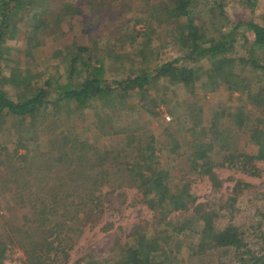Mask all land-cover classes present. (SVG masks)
<instances>
[{
	"label": "rangeland",
	"instance_id": "rangeland-1",
	"mask_svg": "<svg viewBox=\"0 0 264 264\" xmlns=\"http://www.w3.org/2000/svg\"><path fill=\"white\" fill-rule=\"evenodd\" d=\"M59 1L49 0L48 3L56 6L57 14L61 13ZM83 1L86 3L87 0H74L79 5H82ZM191 1L196 24L202 26L212 40L222 39V34L227 35L230 31V25L224 20L225 17L221 15L220 10L233 24H239L232 36L236 42L233 44L231 54L235 61L233 68L228 71L230 83L218 81L215 84L212 82L204 84L211 65L208 64L209 61L208 63L201 61L194 64L197 70L193 90L185 89L181 84L171 81L165 71L163 76H156L148 83L143 94L138 92L131 94L127 109L118 112L120 106L108 104L117 100L110 99L106 104L112 106L114 110L110 111L108 117L114 116L116 123L113 125L118 129L116 138H113L115 142H108L109 146L122 148L123 146L119 144L120 141L123 142L124 137H128L132 142L141 141L147 144L150 136H153L157 148H160L166 133L164 128L174 124L176 119H181L183 124L174 134L175 140L195 141L198 139L196 134L202 127V118L206 121L221 112L223 108L237 109L244 106L247 111L251 110V102L264 89V77L259 75L260 71L249 72V68L239 61V57L245 56L248 49L251 50L250 48L253 47L248 31L241 24L251 22L264 26V0H213L214 3L212 0ZM84 13V21L90 34L87 39L93 41L87 42L89 52L83 53V58L89 55L94 60H100L104 55H111L109 59L104 57L102 74L105 79H124L127 74L138 68L150 72L157 67L163 68L165 64L174 66L183 64L181 50L172 42L177 24L170 23L161 28L147 29L149 31L145 32V39L150 41L149 47L144 48V54L138 56L140 47L127 41L124 49L120 44H113L112 41L114 37L112 34L117 26L121 28L125 24L127 26L136 24L134 11H126L116 23L108 21L106 17L97 13L96 8L85 7ZM27 21L23 18L15 37H6L0 44L3 49L0 58V87L14 99H18L17 96L22 94L24 88L23 86L20 89L13 88L10 84L8 81L10 75H7L10 69L19 70L20 81L28 89L39 90L44 87V82L48 78L52 87H58L68 83L69 59L73 58L77 51L73 44L72 32L67 31L64 19L58 20L59 22L49 19L51 22L48 28H45L46 30L40 28L38 36L36 35L38 39L30 42L31 44L37 42V46L28 49V42L25 39L30 35L27 33ZM244 40H248L246 45ZM96 50L98 53H95ZM111 52H116V55ZM256 56L264 60V52L257 51ZM215 63L217 62H211V64ZM188 64L190 63L187 62L186 65ZM27 83L29 86L26 85ZM68 103L65 101L61 103L62 110L57 115L50 111L56 105L49 107L46 104L50 110L30 112L21 118L8 115L0 119V127L3 128L0 131V217H2L0 224L2 228L4 226L3 231H6L11 240V243L7 244L8 249L0 264H33L25 262V245L11 232L19 228L17 226L19 221L29 218L26 214L28 207L22 209L13 194H24L25 199L31 198V200L38 196L29 197L24 190L27 186L15 190L13 186L5 185L3 181L8 177L10 170L25 168L29 165L30 157L33 156L35 159L30 166H52V158L47 156L52 152L50 144L49 146L47 144L49 128L52 126H56L66 135L68 131L71 138L86 135L94 140L100 135H92L89 132L88 125H92L87 121L89 118L92 119V114L95 112H99L103 117L105 105L83 112L82 116H79L80 120H75L76 118L71 116V107ZM253 113L257 116L261 115L259 111ZM218 121L225 123L224 116ZM236 134H239L238 131ZM92 142L96 143V141ZM239 142H241L240 138ZM132 155L134 156V153L127 150V156ZM177 156L175 154L171 159L175 161ZM253 163L254 168L240 164L229 166L228 163L218 159L213 170L215 178L199 174L196 167L189 163L186 168L181 169L182 171L179 170L183 180H188L190 184V189L186 192L187 197L194 199L195 202H189L186 210L168 212H165L164 208L161 210L158 205H153L150 196H143V191L129 184L128 181L111 180L113 178H110V173L113 170L107 171L103 173V179L102 176L100 179L104 183L97 193L99 200L97 202L95 200L91 208L88 205L84 211L87 225L72 229L61 235L58 242H53V247L56 245L59 247L53 251L55 257L50 262L45 259V264H122L125 261L122 253L125 248L133 246L136 240L142 241L148 238L149 242L157 239L159 244H162L166 241L165 237L171 235L172 226L170 227L166 222L170 219L191 217L196 204L202 205L201 212L198 213L199 217L203 212H218L217 216L212 217L213 224L219 228L225 225L236 227L243 233V243L248 245L249 250L252 249L255 253L262 252L264 250V161ZM106 179L108 181H105ZM89 209L91 211L87 212ZM78 216L81 217L82 212H79ZM40 217L46 220L47 217L54 216H47L44 211ZM35 223L27 222L19 229L26 231ZM187 230L178 240H167L165 250H170L168 248L170 246L172 250L175 249L176 256L174 260L171 257L167 258L166 264H240L233 252H223L225 249L207 251L203 254L191 250L189 255L190 245L196 248L199 240L194 235L198 230L197 221L193 220L187 226ZM0 234L2 237L5 236L2 229ZM54 238L55 236L52 235L47 240L51 242ZM157 256L158 254L151 256L145 264H155L158 260Z\"/></svg>",
	"mask_w": 264,
	"mask_h": 264
},
{
	"label": "trees",
	"instance_id": "trees-1",
	"mask_svg": "<svg viewBox=\"0 0 264 264\" xmlns=\"http://www.w3.org/2000/svg\"><path fill=\"white\" fill-rule=\"evenodd\" d=\"M59 2L61 13L57 14L56 6L48 4L49 0H0V44L6 37H15L22 19L25 18L28 20L27 33H30L28 38H25L28 49L36 47L37 42L31 43L38 39L37 33L40 28L46 30L49 22H59L58 20L64 19L67 31L72 32L73 44L77 49L74 57L69 59L68 83L58 87H52L48 78L44 82V87L39 90L28 89L20 81L19 70L10 69L7 74L10 75L8 81L13 88L20 89L23 86L24 93L17 96L18 99H14L0 87V119L8 115L25 117L30 112L50 110L48 106L52 107V105L56 106L50 111L57 115L61 113L60 105L65 101L70 104L71 116L75 117V120H80L79 116H82L83 112L105 105L103 117L99 112H95L92 114V119L89 118L87 121L92 125H88L89 132L92 135L100 134L98 138L92 140L86 135L80 137L74 135L75 137L71 138L68 131L66 135L56 126H52L49 128L47 142L52 149L47 155L52 158V166H30L35 159L33 156L30 157L28 166L10 170L8 177L3 181L5 185L13 186L15 190L27 186L24 190L29 197L38 196L31 200V198L25 199L24 194H13L22 209L28 207L26 214L29 218L19 221L17 226L23 228L27 222H36L26 231H21L19 228L11 231L25 245V262L33 264L50 262L55 257L53 251L59 247V245L53 247V242H58L61 235L72 229L87 225L84 211L88 205L91 208L93 202L99 200L97 193L104 183L100 179L101 176L103 179V173L107 171L113 170L111 172L113 174L110 173V178H113L111 180L128 181L129 184L141 189L143 196H150L153 205H158L161 210L164 208V211L168 212L186 210L189 202H195L194 199L187 197L186 192L189 191L190 184L188 180H183L180 173V170L186 168L189 163L196 167L199 174L215 178L213 170L218 159L228 163L229 166L240 164L251 168L255 166L254 161H264V89L251 102V110L247 111L244 106L237 109L223 108L221 112L206 121L202 118V127L196 134L198 139L195 141L175 140L174 134L183 124L181 119H176L174 124L164 128L166 133L160 148H157L153 136H150L147 144L141 141L132 142L128 137H124L123 142L120 141L119 144L123 146L122 148L108 145V142H115L113 138H116L118 127L113 125L116 123L114 116L108 117L114 108L106 103L110 99L117 100L108 104L120 106L118 112L127 109L131 94L135 92L143 94L148 83L156 76H163L165 71L171 81L181 84L185 89L193 90L197 70L194 64L209 61L211 67L207 71L204 84L211 82L215 84L218 81L230 83L228 71L233 68L235 61L231 54L233 44L236 42L232 36L239 24H233L222 10H220L221 15L229 23L230 31L227 35L222 34V39L212 40L202 26L196 24L191 0H87L86 3L82 2V5L85 3L83 6L76 4L74 0ZM212 2L214 3L213 0ZM37 3L39 5L36 6ZM85 7L96 8L97 13L112 23H116L117 19L119 21L126 11H134L136 24L132 26L125 24L121 28L117 26L112 34L114 36L112 41L113 44L118 43L124 49L127 41L140 47L138 56L143 55L147 46L149 47L150 41L145 39V32L149 31L147 29L161 28L170 23L177 24L172 42L181 50L183 64L179 66L165 64V68L157 67L150 72L138 68L127 74L124 79H105L102 70L105 58L109 59L111 55H104L105 58L100 60H94L89 55L83 58V53L89 52L87 42L93 41L87 39L90 34L84 21ZM29 12H31L30 16H28ZM241 25L248 31L253 47L250 48L251 50L248 49L245 56H240L239 61L249 68V72L260 71L259 75L264 77V60L256 56L257 51L264 52V26L251 22ZM244 43L246 45L248 40H244ZM2 50L0 46V58ZM95 53H98V50ZM113 53L115 56L116 52H111ZM212 61L217 63L211 64ZM187 62L190 63L188 66ZM26 85L29 86V83ZM257 110L261 115H254L256 113L253 112H258ZM222 116L225 118V123L218 121ZM1 129L3 128L0 127V131ZM237 131L239 134H236ZM232 146L234 148H231ZM127 150L133 152L134 156L128 157ZM175 154L178 156L174 161L171 157ZM30 182L37 183V186L29 184ZM27 203L30 205L28 206ZM201 207L202 205L196 204L191 217L167 221L166 224L172 226L171 235H167L166 241L162 244H159L157 239L152 242H149V238L136 240L133 246L125 248L122 252L125 256L122 264H145L156 254L158 260L155 264H166L165 260L170 257L174 260L175 249L172 250L169 246L170 250H165L167 240H178L188 231L187 226L193 220L198 223V230L194 235L199 240L196 248L190 245L189 255L191 250L203 254L207 251L225 249L223 252L232 251L240 264H264V250L259 253L249 250L248 245L243 243V233L236 227L225 225L219 228L213 224L212 217L217 216L218 212H203L199 217ZM44 211L45 215L54 217H47L46 220L40 217ZM89 211L91 209L87 212ZM79 212H82L81 217L78 216ZM3 228L0 224V229L5 235L2 237L0 234V261L4 259L8 249L7 244L11 243ZM52 235L55 236L54 241L48 242L47 239Z\"/></svg>",
	"mask_w": 264,
	"mask_h": 264
},
{
	"label": "built area",
	"instance_id": "built-area-1",
	"mask_svg": "<svg viewBox=\"0 0 264 264\" xmlns=\"http://www.w3.org/2000/svg\"><path fill=\"white\" fill-rule=\"evenodd\" d=\"M166 119H169L168 117H166Z\"/></svg>",
	"mask_w": 264,
	"mask_h": 264
}]
</instances>
